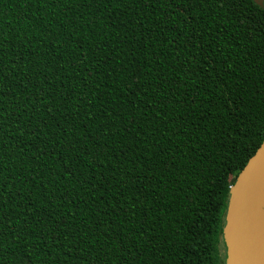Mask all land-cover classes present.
I'll return each mask as SVG.
<instances>
[{
    "label": "trees",
    "instance_id": "obj_1",
    "mask_svg": "<svg viewBox=\"0 0 264 264\" xmlns=\"http://www.w3.org/2000/svg\"><path fill=\"white\" fill-rule=\"evenodd\" d=\"M263 144L264 4L0 0V264H231Z\"/></svg>",
    "mask_w": 264,
    "mask_h": 264
},
{
    "label": "water",
    "instance_id": "obj_2",
    "mask_svg": "<svg viewBox=\"0 0 264 264\" xmlns=\"http://www.w3.org/2000/svg\"><path fill=\"white\" fill-rule=\"evenodd\" d=\"M263 7V0H253ZM226 238L231 264H264V144L232 187Z\"/></svg>",
    "mask_w": 264,
    "mask_h": 264
}]
</instances>
